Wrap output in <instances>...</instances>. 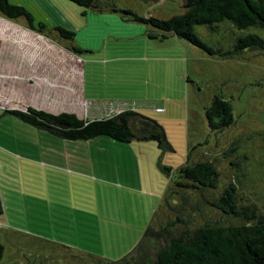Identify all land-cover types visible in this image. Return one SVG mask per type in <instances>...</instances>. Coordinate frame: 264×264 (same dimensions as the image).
<instances>
[{
    "label": "rangeland",
    "instance_id": "rangeland-1",
    "mask_svg": "<svg viewBox=\"0 0 264 264\" xmlns=\"http://www.w3.org/2000/svg\"><path fill=\"white\" fill-rule=\"evenodd\" d=\"M12 1L39 17V0ZM184 1L113 0L115 11H98L43 0L48 22L71 24L74 40L41 35L24 17L0 15V264L118 261L158 215L164 225L178 216L190 226L227 223L207 203L215 197L209 190L183 189L184 206L172 194L187 161H210L219 173L217 195L231 183L239 204L264 214V55L246 49L225 58L175 35L154 40L146 24L124 12L167 19L183 12ZM215 29L198 32L229 49L234 28ZM246 32L264 39V29ZM216 94L234 107L235 122L223 132L212 131L205 114ZM28 106L82 118L131 109L158 120L173 151L152 140H66L5 113ZM161 240L146 241L140 256L151 257Z\"/></svg>",
    "mask_w": 264,
    "mask_h": 264
},
{
    "label": "trees",
    "instance_id": "trees-1",
    "mask_svg": "<svg viewBox=\"0 0 264 264\" xmlns=\"http://www.w3.org/2000/svg\"><path fill=\"white\" fill-rule=\"evenodd\" d=\"M68 1L85 9L101 11L109 6L116 10L113 0ZM47 5L43 0L37 2L38 17L23 3L0 0V15L7 19L24 17L31 30L41 35L74 40L76 31L71 24L61 19L54 20L52 24L48 22ZM86 12L84 10V14ZM124 12L132 16V20L146 24L150 28L148 35L154 40H165L175 35L211 55L225 58L234 57L246 49L264 55V39L256 33L246 32L252 27L264 29V0H185L183 12L167 19L155 16L146 18L127 10ZM220 23H229L234 28L230 29L235 38L229 49L209 44L198 32L199 26L216 31ZM236 29L239 32L237 37ZM5 113L66 140H91L102 136L123 143L152 140L163 152L173 151L164 126L158 120L131 109L109 116L86 118L69 111L54 113L33 106H28L26 110L5 109ZM205 114L212 131L223 132L235 122L231 99L220 94L212 98L205 108ZM159 165L162 172L170 171L169 167ZM177 172L178 180L172 194L184 199L182 205L187 202L183 189L191 188L202 193L209 190L215 197L207 200V203L219 209L227 217V223L206 221L190 226L178 216L164 225L160 218L157 219L158 215L127 256L118 261L96 258L91 264H264V214L239 204L235 186L231 183L217 195L219 173L208 160L195 164L187 161ZM166 203L168 210H173L168 200ZM3 213L0 200V217ZM181 223L183 227L173 232L171 228ZM164 234L167 237L162 241ZM151 240H161L163 244L151 257L140 256L146 241ZM3 255L4 245L0 241V260Z\"/></svg>",
    "mask_w": 264,
    "mask_h": 264
},
{
    "label": "crops",
    "instance_id": "crops-1",
    "mask_svg": "<svg viewBox=\"0 0 264 264\" xmlns=\"http://www.w3.org/2000/svg\"><path fill=\"white\" fill-rule=\"evenodd\" d=\"M77 211H78V209H77ZM80 212V211H79Z\"/></svg>",
    "mask_w": 264,
    "mask_h": 264
}]
</instances>
